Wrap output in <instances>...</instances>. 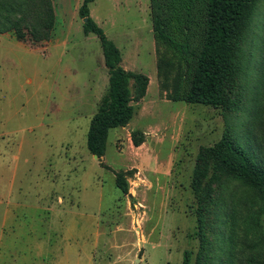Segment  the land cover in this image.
Returning a JSON list of instances; mask_svg holds the SVG:
<instances>
[{
    "label": "rangeland",
    "instance_id": "1",
    "mask_svg": "<svg viewBox=\"0 0 264 264\" xmlns=\"http://www.w3.org/2000/svg\"><path fill=\"white\" fill-rule=\"evenodd\" d=\"M83 2L52 0L49 41L0 35V264H184L186 252L196 264L199 153L232 134L264 160L258 121L253 126L264 117V0L241 44L229 109L169 99L176 77L187 76L185 89L194 65L156 35L151 0H94L91 17L122 52L123 67L154 81L135 103L131 129L110 132L100 161L87 137L109 74L99 38L84 30ZM187 31L170 23L178 41ZM165 59L174 63L168 81L158 69ZM134 133L145 138L140 147ZM119 174L128 195L117 188ZM223 185L233 215L211 216L210 260L247 264L259 252L245 232L256 200L238 182Z\"/></svg>",
    "mask_w": 264,
    "mask_h": 264
},
{
    "label": "trees",
    "instance_id": "2",
    "mask_svg": "<svg viewBox=\"0 0 264 264\" xmlns=\"http://www.w3.org/2000/svg\"><path fill=\"white\" fill-rule=\"evenodd\" d=\"M258 1L151 0L156 35L166 44L182 49L188 63L194 65L185 89L181 86L187 82V76L179 74L174 80L171 101L213 108L231 107L239 79V51ZM37 2L41 6L35 15ZM92 2L94 0H84L79 16L85 20V32L99 38L109 74L108 91L93 116L87 137L88 150L100 161L105 156L110 132L126 128L134 118L135 103L146 96L149 79L122 66V52L91 17ZM173 20H177L184 31H189L185 33L184 40L178 41L169 32ZM54 27L52 0H0V34L12 32L19 41L30 40L40 44L51 39ZM173 67L174 63L166 59L164 64H159V72L164 69L166 81ZM255 120L258 121L261 149L264 150V117H254L253 126ZM133 141L139 147L144 138L134 133ZM224 181L238 182L254 194L255 212L245 232L256 240L250 249L259 252L256 257L253 253L246 262L264 264V231L261 225L264 216V160L259 158L256 150L245 147L240 138L232 134L224 135L213 147L202 149L194 170L192 190L197 201V234L201 243L196 264H213L210 260V234L213 233L210 219L215 209L221 213L224 222L233 215L230 209L227 211L226 196L222 197ZM117 188L123 194H129L127 179L122 174L117 176ZM190 260V253L186 252L184 264H190Z\"/></svg>",
    "mask_w": 264,
    "mask_h": 264
},
{
    "label": "crops",
    "instance_id": "3",
    "mask_svg": "<svg viewBox=\"0 0 264 264\" xmlns=\"http://www.w3.org/2000/svg\"><path fill=\"white\" fill-rule=\"evenodd\" d=\"M54 12H55V16H56V14H57V12H56V6H55V4H54ZM7 34H9V33H6V34H0V35H7ZM8 36V35H7ZM123 64H125V60H123L122 61V66H123ZM132 72V71H131ZM157 75H158V71H157ZM146 76V75H145ZM148 79H149V84H148V88H147V92H146V96L144 97V100L145 99H147V97L149 96V94H150V87H151V84L154 82L153 80H151L149 77H148ZM154 103V102H153ZM135 117V116H134ZM133 120V119H132ZM132 122V121H131ZM131 122H130V124H131ZM131 125H128V127L127 128H130L131 129V127H130ZM144 134V136H145V134L147 135V133H143ZM144 142H145V138H144ZM140 147V146H139ZM129 196H131V195H129ZM8 213V215H7V217H6V219L8 218V216H9V212H7ZM5 222H6V220H5ZM4 224V223H3ZM5 225V224H4Z\"/></svg>",
    "mask_w": 264,
    "mask_h": 264
}]
</instances>
